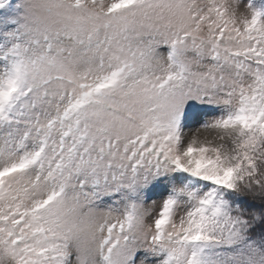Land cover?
I'll use <instances>...</instances> for the list:
<instances>
[{"label":"snow or ice","instance_id":"obj_1","mask_svg":"<svg viewBox=\"0 0 264 264\" xmlns=\"http://www.w3.org/2000/svg\"><path fill=\"white\" fill-rule=\"evenodd\" d=\"M0 0V264H264V2Z\"/></svg>","mask_w":264,"mask_h":264},{"label":"rangeland","instance_id":"obj_2","mask_svg":"<svg viewBox=\"0 0 264 264\" xmlns=\"http://www.w3.org/2000/svg\"><path fill=\"white\" fill-rule=\"evenodd\" d=\"M247 0H242V4L246 3ZM257 3L264 2V0H256ZM8 5L12 6L17 17H19L20 11L22 10V0H7V3L4 7H8Z\"/></svg>","mask_w":264,"mask_h":264}]
</instances>
